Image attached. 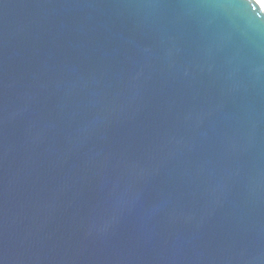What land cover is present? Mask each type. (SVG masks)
Masks as SVG:
<instances>
[{
    "label": "water",
    "instance_id": "95a60500",
    "mask_svg": "<svg viewBox=\"0 0 264 264\" xmlns=\"http://www.w3.org/2000/svg\"><path fill=\"white\" fill-rule=\"evenodd\" d=\"M0 264H264V9L0 0Z\"/></svg>",
    "mask_w": 264,
    "mask_h": 264
},
{
    "label": "bare ground",
    "instance_id": "6f19581e",
    "mask_svg": "<svg viewBox=\"0 0 264 264\" xmlns=\"http://www.w3.org/2000/svg\"><path fill=\"white\" fill-rule=\"evenodd\" d=\"M254 1L264 9V0H254Z\"/></svg>",
    "mask_w": 264,
    "mask_h": 264
}]
</instances>
